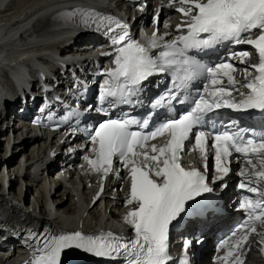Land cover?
<instances>
[{"label":"snow or ice","instance_id":"1","mask_svg":"<svg viewBox=\"0 0 264 264\" xmlns=\"http://www.w3.org/2000/svg\"><path fill=\"white\" fill-rule=\"evenodd\" d=\"M173 3L174 0H169V6ZM178 3L180 7L176 10L184 19L175 27L177 34L168 31L161 34L156 29L146 44L135 40L129 33V25L112 15L85 9L59 14L72 22L79 18L84 27L95 25L97 31L110 39L115 66L103 73L107 79L100 96L101 103L108 108L96 111L108 116L109 108L141 103L138 98L145 91L146 82L158 75L169 76L171 86L155 100L152 108L172 112L177 104L188 107L178 117L166 119L149 132L142 131L149 127V119L138 120L127 115L105 119L92 128L88 136L94 158L84 159L92 171L101 174V191L103 179L110 172L119 174L127 170L130 189L125 203L136 207L127 212L125 220L133 236L125 238L111 232L92 236L80 231L30 234L35 241L32 264H63V254L72 249L96 257L120 258L122 264H174L169 250L171 226L186 212L189 202L213 191L206 182L209 152L214 153L219 181L228 174L227 162L233 153L245 157L248 167L242 172L245 180L239 186L253 194L244 195L240 201L247 219L220 244L222 249L228 246L223 259L227 261L231 257L234 264H244L243 250L251 243L250 237L261 235L256 224L259 222L264 227V129L257 132L239 127L235 121L229 126L222 125L223 131L205 129L212 123V114L222 108L264 114V0H178ZM159 12L157 9V24ZM164 27L167 29L169 25L165 23ZM224 42L251 45L257 53L258 62L243 69L245 83L241 84L234 76L233 64L208 66L198 58L199 52ZM250 55L242 51L233 53L232 58L247 63ZM225 77L228 87L224 86ZM201 79L207 83L193 97L194 82ZM71 115L78 113L73 110ZM133 126L141 130H133ZM157 138H164L165 142L160 146L149 145V141ZM192 138L194 150L205 160L203 171L196 167L186 169L180 163V153ZM115 160H119L120 169H114ZM191 243L184 242L185 252L179 264H189L187 250ZM259 243L260 251L264 252V235Z\"/></svg>","mask_w":264,"mask_h":264},{"label":"bare ground","instance_id":"2","mask_svg":"<svg viewBox=\"0 0 264 264\" xmlns=\"http://www.w3.org/2000/svg\"><path fill=\"white\" fill-rule=\"evenodd\" d=\"M103 4V0H0V45H3V49L0 48V55H4L6 52L9 53L10 51L11 56L27 57L34 53L48 51L50 48L48 46H42V44H46L45 39L51 40L55 38L56 31L54 26L57 25L53 19L56 16L65 11L76 9V7H82L78 9H101ZM160 4L163 5L164 3ZM45 10H48V12H43ZM41 12L46 14L39 17L37 14ZM162 13L165 16L172 14V7L163 8ZM119 14H121V11H119ZM35 16H38L34 19L37 21L36 27H39L41 22L47 25L42 29L41 35H38L36 38H31L26 33V25L27 21ZM145 17L146 16L143 15L139 20L145 23ZM13 32H17L20 35L22 43L17 45L22 46L23 51H18L16 49ZM70 34L71 35H68L69 37H77L76 35H78L77 32H71ZM24 61L27 60L25 59ZM2 123L3 120L0 119V126H2ZM69 148L71 147L68 146V144L61 148L60 154L56 156L60 162H64V159L69 157L66 155L61 159L62 154ZM29 149L30 148H27L25 151ZM44 156V152H40L35 156L36 159L34 163L40 164L35 169V176L30 178L27 176L28 174L25 173L21 178L24 187L29 191L32 186L39 185L41 191H39L38 196H32L33 200L29 198H26V200L24 198L25 191L22 193L21 190L19 191V189H17V183L19 181L16 180L13 182L11 179L9 181H5V178L3 179V177L9 178L16 173V168L18 167L17 163L16 165H12L13 167L10 166L11 169L6 174L0 172V175H2V177H0L3 179L2 182L0 179V207H3L6 213L12 215L16 220H19L20 217L25 215L23 209L19 208L20 205L25 207V209L32 210L30 214L42 215L43 219L40 220V223L50 234L80 231L95 236L94 233L101 231L118 232L119 226L115 223V220L112 221L108 218L110 211L120 204L118 194L114 200L109 198L111 193L108 191V188L111 186L113 187L115 183L108 181L101 197L90 206L89 203L92 200V196L86 198L84 195L86 194L85 184L91 182V180L85 178L84 173L86 171L80 168V163L78 161L72 163L78 156L77 151L74 152L72 161L61 163L52 174L51 171L55 169V164L53 162L46 164V177L41 176L43 171L40 169L42 163L45 161ZM7 162L9 163L11 161L9 160ZM88 176L90 177V174H88ZM19 185L21 186L20 183ZM2 187H5V190L2 189ZM11 187L18 190L19 193L12 191ZM2 191H6V195L1 193ZM112 195L114 196L115 193H112ZM37 197H39V199ZM45 206L47 207L48 213H45ZM110 216L113 217V214H110ZM104 217H106V220L104 219L103 221L102 218ZM8 240L9 239H7V241ZM8 243L13 246L12 241ZM0 264L11 263L7 257L0 254Z\"/></svg>","mask_w":264,"mask_h":264},{"label":"rangeland","instance_id":"3","mask_svg":"<svg viewBox=\"0 0 264 264\" xmlns=\"http://www.w3.org/2000/svg\"><path fill=\"white\" fill-rule=\"evenodd\" d=\"M151 6V4H149V7ZM10 163V162H9ZM16 165V164H15ZM13 167V166H12ZM1 177H2V175H0ZM1 177H0V179H1ZM27 183H28V181H27ZM18 184V183H17ZM17 189H18V187H17ZM11 190L12 191H16L17 193H19V191H20V189H19V191L18 190H15L13 187H11ZM24 191H25V195H24V198L26 199V198H28V196L30 195V194H32L33 193V187L31 188V191L30 192H28L29 190H27L25 187H24ZM22 199V198H21ZM22 200H24V199H22ZM27 200V199H26Z\"/></svg>","mask_w":264,"mask_h":264}]
</instances>
